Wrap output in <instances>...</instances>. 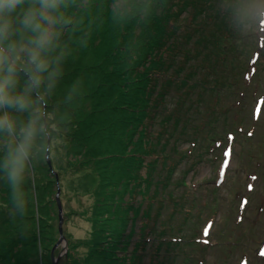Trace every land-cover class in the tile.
<instances>
[{
	"label": "trees",
	"instance_id": "1",
	"mask_svg": "<svg viewBox=\"0 0 264 264\" xmlns=\"http://www.w3.org/2000/svg\"><path fill=\"white\" fill-rule=\"evenodd\" d=\"M150 1L152 4L144 0H86V3L74 0L67 9L73 23L64 29L61 42L70 55L63 65L64 75L49 100V109L59 117L51 122L56 123L52 140L56 133L66 136L60 140L64 142L60 148L67 168L76 173L95 172L98 186L93 191L97 200L90 218L93 230L90 238L80 240L88 247V252L84 257L74 253L77 258L66 264H128L132 236L126 231L133 216L131 211L124 210L125 196L130 193L128 206L135 207L138 202L135 194L140 193L141 184L147 180L141 171L144 167L151 170L155 163H160L162 155H156L153 161L150 159L149 164L148 157L154 154L153 148L158 152L165 147L151 143L148 149L146 137L154 133L153 124L158 121L160 108L170 90L174 92V83H181L177 96L180 114L187 96L195 94L193 72L187 69L194 56L188 49L190 36L179 32L176 24L180 12H186L188 5L179 6L178 0ZM197 1L199 6L209 3ZM114 4H122L123 10L114 11ZM175 6L179 11L174 10ZM192 13L191 21L197 20V12ZM227 25L231 31V23ZM221 54H224L222 50L219 56ZM203 67L204 74H217L215 68ZM162 72L172 73L166 85H161ZM204 79L212 82V79ZM74 82L77 91L71 101H66ZM221 87L217 83L213 90L219 91ZM172 113L162 123L161 131L178 139L177 134L170 132V122H177L179 118L176 110ZM68 121L71 123L66 124ZM54 151L57 157L61 156L54 146L52 160L56 157ZM54 168L60 176L62 170L55 165ZM174 171L169 168L167 176L171 178ZM40 173L46 181L39 179ZM36 174L35 183L29 182V187L37 201L30 206L27 216H21L12 207L7 183L0 176V264H52L49 252L55 238L54 228L50 229L52 221L59 220V210L52 213V206L57 204L54 197L57 180L47 159L38 165ZM70 179L65 180L68 187ZM162 208L163 204L155 218L161 217ZM160 232L163 236L166 230ZM165 244L177 245L166 239L158 246ZM137 255L138 251L134 264L139 263L138 259L135 261ZM171 257L166 258L169 261ZM187 262L196 264L192 258ZM166 263L171 264L166 260L162 262Z\"/></svg>",
	"mask_w": 264,
	"mask_h": 264
},
{
	"label": "rangeland",
	"instance_id": "2",
	"mask_svg": "<svg viewBox=\"0 0 264 264\" xmlns=\"http://www.w3.org/2000/svg\"><path fill=\"white\" fill-rule=\"evenodd\" d=\"M195 1H177L179 6L187 4L188 10L186 12L182 10L179 20L176 21L179 25L177 30L189 33L190 36L188 49L194 56L189 65L191 69H187L193 72L192 85L195 84L193 87L195 94L187 96L184 110L182 109L183 113L180 114L181 108L177 107L179 104L177 96L180 95L178 91L181 83H174L175 93L170 90L166 101L162 104L158 121L153 124L154 133H151L153 136L146 137L148 149L151 143L165 147L163 150L159 148L158 152L153 148L154 154L148 157L147 164L151 163L150 159L151 161L156 159V155H162L160 163H155L151 170L146 167L142 169L141 172L147 180L141 184L140 193L135 194V201H138L135 207L128 206L131 201L130 193L125 196L124 210L131 211L130 215L133 216L128 229L129 233L126 231L129 236H132L128 245L127 254H130L128 264L135 263L134 255L137 251L135 261L138 259V264H162L165 260L170 261L171 264H191L187 261L188 259L191 261V257L195 258L197 251L196 257L204 259L205 264H238L243 256H247L251 264H264V260H259L255 254L264 237V123L258 125L261 130L256 131L253 137H247L245 132L238 134L232 164L227 177L220 185L216 181L220 156L215 159L218 153H212L207 148L213 142L206 139L205 129H209L210 124L208 127H204L203 124L209 116L217 120L216 123L219 125L217 130L224 137L220 135L216 138L225 139L227 132L236 130L239 119L250 118L251 104L254 101L250 93L257 87L260 93L264 94V47L261 50L256 49L261 53L255 86L254 84L249 88L244 86L241 78L236 89L234 79L240 77L244 66L246 69L247 59L256 47V37L262 34L261 28L257 21L247 20L242 23L238 19L239 10L251 4L252 0H207L206 2L209 3L206 6L202 4L199 6L198 1ZM198 7L199 11H196ZM179 9L178 6L174 7L175 11ZM221 9L226 10L225 14L220 13ZM192 12H197V20L191 21ZM230 23H235L238 33L227 28V24ZM196 30L199 31L194 33ZM220 50L224 52L221 56H219ZM223 55H227V58ZM254 56L256 57V51ZM204 65H208V69L215 68L217 74L213 73L210 76L207 75L210 72L204 74L202 70ZM162 74L159 75L161 85H166L172 73L166 72L167 75H165L162 72ZM204 78L212 79V82H207ZM217 83H220L223 88L221 87L219 91L220 102L213 104L212 99L216 100L213 86ZM240 90L247 92L243 99L239 96ZM236 100H241L240 107L235 104ZM213 109L215 113L212 112ZM174 110L177 111L179 118L177 122H170V132L177 134L178 139H172L161 131L162 123L167 116L173 115ZM208 110L210 114L207 113ZM51 127L56 129V123L51 124ZM64 138L66 139V136L62 134L59 136L55 134L52 140V146H55L61 155L57 157L56 152H53L54 157L56 156L53 159L54 165L62 170L59 177L65 212L64 232L67 239V244H61L55 251L56 256L63 254L58 264H66L70 259H76L77 255L74 254L76 252L83 257L86 256L88 247L80 240H86L91 236L93 225L90 218L97 201L93 191L98 186V177L94 174L95 172L76 173L75 170L67 168L65 154L60 148L64 144L60 140L63 141ZM194 139L197 140V145L191 156L187 157L186 150L192 146L190 140ZM151 140L153 142H150ZM169 168L175 170L172 178L167 176ZM252 171L258 173L259 177L253 181L255 188L248 196L250 203L246 211L242 213L241 222L237 219L239 214L236 213L239 201L237 194L246 193L247 175ZM67 178H71L67 181L69 187L65 185ZM39 179L46 181L41 173ZM54 188L55 197L58 186ZM162 204L163 214L155 218ZM58 210L57 204L52 206L53 214L58 213ZM212 216L215 218V225L211 231V238L212 244L215 243V245L203 246L201 249L197 246L192 247L188 244V239L197 234L196 227L200 222L202 227L204 222ZM237 222L241 223L237 224ZM52 224L53 227L50 230L54 228L52 234L55 241L49 252L50 255L60 237L59 220L56 218ZM147 225L150 228L145 231L144 228H147ZM182 225L184 228L181 227ZM161 230H166L165 237L168 239L173 236L184 237L183 244H172L171 247L165 244L159 247ZM131 232L133 233L130 234ZM207 233L208 230H205V234ZM71 253L74 256L70 257ZM167 256H172L171 260L168 261Z\"/></svg>",
	"mask_w": 264,
	"mask_h": 264
},
{
	"label": "clouds",
	"instance_id": "3",
	"mask_svg": "<svg viewBox=\"0 0 264 264\" xmlns=\"http://www.w3.org/2000/svg\"><path fill=\"white\" fill-rule=\"evenodd\" d=\"M73 3L0 0V176L21 216L36 204L29 182L35 183L38 165L53 151L51 122L59 117L49 109V100L70 55L61 37L73 23L67 13ZM113 9L122 11L123 6L114 4ZM238 19L264 20V0H252L241 8ZM76 91L74 82L65 100L71 101Z\"/></svg>",
	"mask_w": 264,
	"mask_h": 264
},
{
	"label": "water",
	"instance_id": "4",
	"mask_svg": "<svg viewBox=\"0 0 264 264\" xmlns=\"http://www.w3.org/2000/svg\"><path fill=\"white\" fill-rule=\"evenodd\" d=\"M47 162L50 166L51 171L56 175L57 186H58L57 194H56V200H57L58 209H59V234H60V237H59V240L57 241V243L55 244V246L53 247L52 253H51L52 264H58L63 254L61 253L60 255L56 256L55 251L61 244H64V245L67 244V239H66V235L64 232V215H65V212H64L62 199H61L62 187L60 185V177H59V174L54 171L55 169L53 166L52 159L50 157V153L48 154Z\"/></svg>",
	"mask_w": 264,
	"mask_h": 264
},
{
	"label": "bare ground",
	"instance_id": "5",
	"mask_svg": "<svg viewBox=\"0 0 264 264\" xmlns=\"http://www.w3.org/2000/svg\"><path fill=\"white\" fill-rule=\"evenodd\" d=\"M50 157H51V153H50ZM52 159V158H51ZM52 162H53V160H52ZM53 166H54V164H53ZM55 169V168H54ZM55 171V170H54ZM56 172V171H55Z\"/></svg>",
	"mask_w": 264,
	"mask_h": 264
},
{
	"label": "snow or ice",
	"instance_id": "6",
	"mask_svg": "<svg viewBox=\"0 0 264 264\" xmlns=\"http://www.w3.org/2000/svg\"><path fill=\"white\" fill-rule=\"evenodd\" d=\"M262 254H264V253H262Z\"/></svg>",
	"mask_w": 264,
	"mask_h": 264
}]
</instances>
